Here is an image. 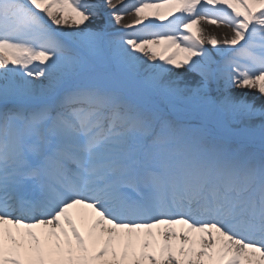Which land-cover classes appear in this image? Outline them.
I'll return each instance as SVG.
<instances>
[{
  "label": "snow or ice",
  "instance_id": "obj_1",
  "mask_svg": "<svg viewBox=\"0 0 264 264\" xmlns=\"http://www.w3.org/2000/svg\"><path fill=\"white\" fill-rule=\"evenodd\" d=\"M0 264H264V0H0Z\"/></svg>",
  "mask_w": 264,
  "mask_h": 264
},
{
  "label": "bare ground",
  "instance_id": "obj_2",
  "mask_svg": "<svg viewBox=\"0 0 264 264\" xmlns=\"http://www.w3.org/2000/svg\"><path fill=\"white\" fill-rule=\"evenodd\" d=\"M125 2H128V0H125ZM126 21L129 19V17H125ZM202 27L204 28L205 32L209 35H216L218 38H223L225 34L229 33V29L221 26L217 28L214 25H210L207 22H202ZM207 46V45H206ZM209 50L211 51V46H208Z\"/></svg>",
  "mask_w": 264,
  "mask_h": 264
}]
</instances>
